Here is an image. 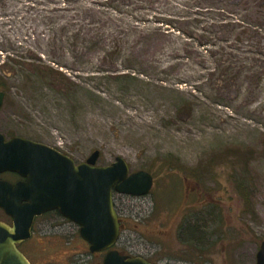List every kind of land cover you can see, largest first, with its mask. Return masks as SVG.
I'll return each instance as SVG.
<instances>
[{
	"label": "rangeland",
	"instance_id": "rangeland-1",
	"mask_svg": "<svg viewBox=\"0 0 264 264\" xmlns=\"http://www.w3.org/2000/svg\"><path fill=\"white\" fill-rule=\"evenodd\" d=\"M94 1L4 0L0 65L8 56L31 58L63 77L0 73V133L42 143L76 163L96 150L97 166L120 156L130 172L151 174L149 195L113 194L126 225L116 250L163 264H224L225 257L252 264L264 238V25L255 44L239 41L237 27L226 33L217 26L225 17L242 19L236 1L116 0V13L98 8L102 34L124 28V48L135 53L104 57L56 31L60 23L68 31L92 23L80 5ZM155 16L171 20L168 35L138 39L142 27H159ZM226 67L235 75L227 86ZM21 249L33 264L103 259L89 252L75 224L55 214L36 219Z\"/></svg>",
	"mask_w": 264,
	"mask_h": 264
},
{
	"label": "water",
	"instance_id": "water-1",
	"mask_svg": "<svg viewBox=\"0 0 264 264\" xmlns=\"http://www.w3.org/2000/svg\"><path fill=\"white\" fill-rule=\"evenodd\" d=\"M5 93L0 92V109ZM96 150L75 164L69 156L47 145L0 133V173L8 171L25 182L0 181V210L10 219L0 220V264H31L18 245L32 235L34 220L56 211L78 227L80 238L91 254L105 253L102 264H153L142 257L122 255L114 247L120 223L113 202L119 195L143 197L153 186L146 171L130 172L117 156L110 165L97 166ZM264 264V243L257 255Z\"/></svg>",
	"mask_w": 264,
	"mask_h": 264
},
{
	"label": "trees",
	"instance_id": "trees-1",
	"mask_svg": "<svg viewBox=\"0 0 264 264\" xmlns=\"http://www.w3.org/2000/svg\"><path fill=\"white\" fill-rule=\"evenodd\" d=\"M209 1V0H208ZM211 1V0H210ZM229 2V4L233 3L241 7L242 13L240 15V18L234 21L230 18H224L217 24L218 27L223 28V32L228 33V31L234 29V27H237L238 30L235 31V34H237V38L239 41H242L243 38H248L249 41H254L255 44H258V39H260V31L261 26L264 25V0H226ZM117 2L116 0H97L94 2L89 3L88 5H80V13L84 18L91 19L92 23H89L86 25V23H83V25H76L74 26L72 31H68L67 24H57L56 25V31L57 34H68V39L73 45H76L78 43H81L82 49L85 51L84 53H97L101 54L104 57L109 56H116L120 54H127L128 56L135 53V49L132 50H125L124 46L126 44L125 39L123 38V32L121 33V29L125 30L124 28L119 27L118 31L110 32L107 37H105V34H102V30L105 26V21L102 20L98 16V8L107 6V9H112L116 13V6H113L114 3ZM189 3H195L194 0H188ZM33 4L39 5V3H30L32 7ZM197 5V4H196ZM195 5V6H196ZM192 6V5H191ZM4 0H0V9H4ZM97 8V9H96ZM5 11V10H4ZM156 19L154 20V23L160 24L159 27H142L143 30H139L137 33L138 39H151V37L154 35L164 36L168 35V31H166V28H168L167 23L171 22L169 19H165L160 16H155ZM230 17V16H228ZM95 22L98 23V26L100 25L99 32L94 33L93 29H90L92 24ZM109 22V21H108ZM136 26V25H135ZM160 27H165L163 30ZM237 32V33H236ZM226 38V34L223 36V38ZM107 39V43H106ZM247 39V40H248ZM134 41H131V44ZM244 42V41H243ZM135 43V42H134ZM225 48H220V50H224ZM232 50V49H230ZM226 54H232V51H227ZM168 69H171V65L168 67ZM230 67H226L223 69V78L222 82L225 83V86H227L229 83L233 82L235 83V75L229 76L228 70ZM0 73L2 77L8 78L13 74L21 73V74H30V73H39V74H46L54 78L56 76L63 77L61 71L59 69H55L52 66L43 64L41 62H36L31 58H26L22 60L21 58L14 56H8L6 62H3L0 65ZM4 84H0V91H3ZM4 92V91H3ZM188 107V106H186ZM263 145V152H264V138L262 140ZM239 194L245 198V194L243 192H239ZM46 214H55L59 215L56 211L48 212ZM60 216V215H59ZM123 220V219H122ZM120 221V220H119ZM123 227L120 225V230H123L126 225L124 221H122ZM135 225V224H134ZM122 232V231H121ZM123 253V252H122Z\"/></svg>",
	"mask_w": 264,
	"mask_h": 264
},
{
	"label": "flooded vegetation",
	"instance_id": "flooded-vegetation-1",
	"mask_svg": "<svg viewBox=\"0 0 264 264\" xmlns=\"http://www.w3.org/2000/svg\"><path fill=\"white\" fill-rule=\"evenodd\" d=\"M0 92H3V91H0ZM5 137V136H4ZM5 139H7L6 137H5ZM39 143V142H38ZM42 144V143H41ZM52 148V147H51ZM58 151V150H57ZM84 162V161H83ZM83 162H81V163H83ZM74 163L75 164H79V163H76L75 161H74ZM0 181L1 182H6V183H12V184H15V183H19V182H25L26 180L24 179V178H22V177H20L18 174H16V173H11V172H8V171H4V172H1L0 173ZM153 186H154V180H153ZM153 186H152V188H153ZM152 188H151V190H152ZM151 190H150V192H151ZM149 192V193H150ZM115 192H113V194H114ZM149 193H148V195H149ZM124 196H126V197H128V198H132V199H138V198H141V197H133V196H127V195H124ZM147 196V195H146ZM143 197H145V196H143ZM45 215V214H44ZM43 216V215H42ZM41 217V216H40ZM37 219V218H36ZM36 219L34 220V223H35V221H36ZM120 221H119V223H120V225L123 227V224H122V219H120V218H118ZM10 221V219L7 217L6 218V221L5 222H9ZM34 223H33V226H34ZM135 227H137L136 225H134ZM194 227L193 226H191V228H189V230L190 231H192L193 233L195 232V228L193 229ZM32 231H33V227H32ZM121 231L122 230H120V233H121ZM32 236V235H31ZM140 236H141V234H140ZM31 240V237L27 240V241H24V242H28V241H30ZM24 242H22V243H24ZM22 243L21 244H19L18 245V248L20 249V251L26 256V258L30 261V263L31 264H33L32 263V261L30 260V258L24 253V251L21 249V245H22ZM264 243V238H259L258 239V243H256L255 244V246H256V248L254 249V252H253V262H252V264H257V255H258V253L260 252V250H261V245ZM115 248V247H114ZM117 251H119V250H117ZM123 251H119V253L120 254H122V255H128V256H132V257H142V258H144L145 260H147L148 262H150V263H153V264H163L162 262H159L160 260H158V259H156V258H154V257H151V258H145V257H143V256H139V255H135V256H133V255H129V254H124V253H122ZM100 254H103V256H104V254L105 253H100ZM231 262L232 261H230L227 257H225L224 258V260H223V263L224 264H231ZM165 264V263H164Z\"/></svg>",
	"mask_w": 264,
	"mask_h": 264
},
{
	"label": "bare ground",
	"instance_id": "bare-ground-1",
	"mask_svg": "<svg viewBox=\"0 0 264 264\" xmlns=\"http://www.w3.org/2000/svg\"><path fill=\"white\" fill-rule=\"evenodd\" d=\"M135 16V15H134ZM197 33V32H196ZM211 134V133H210Z\"/></svg>",
	"mask_w": 264,
	"mask_h": 264
}]
</instances>
